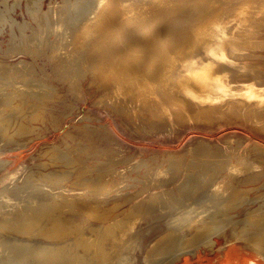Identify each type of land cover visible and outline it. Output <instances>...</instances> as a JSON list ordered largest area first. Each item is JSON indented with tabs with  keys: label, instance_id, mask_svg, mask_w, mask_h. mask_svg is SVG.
Here are the masks:
<instances>
[{
	"label": "bare ground",
	"instance_id": "bare-ground-1",
	"mask_svg": "<svg viewBox=\"0 0 264 264\" xmlns=\"http://www.w3.org/2000/svg\"><path fill=\"white\" fill-rule=\"evenodd\" d=\"M75 11L80 15L72 18L67 7H50L37 23L42 32L35 31L31 39L24 37L22 45L36 54L50 47L49 61L56 63L60 73L70 71L73 57L78 64L91 67L92 83L100 98L124 121L137 126L149 124L165 133L175 122L212 123L230 117L264 130L260 69L253 60H238L245 47H263L264 31H260V38L254 35L264 26V0H89L87 6ZM45 32L55 36V42L51 43ZM251 56L261 58L263 54ZM245 73L250 77H243ZM74 79L68 81L72 94L77 88ZM34 80L25 63L9 68L0 65V85L13 84L19 94L26 93ZM38 98L40 103L50 99L46 93ZM5 118L3 115L0 120ZM26 130L19 125L14 132L25 134ZM201 144L205 149L197 153L208 157L209 145ZM253 149L258 152L256 156H264V148L254 145ZM53 151L58 158L64 157L56 153L57 149ZM168 163L176 194L183 202L177 209L166 205L163 227L149 224L132 242L123 238L113 242L115 250L124 247L115 258L102 261L111 256L105 246L106 234L122 225L113 223L102 229L89 226V232L99 233L96 240L89 239L84 229L73 237H63L77 228L70 225V217L63 219L57 213L58 205L48 202L63 196L67 189L38 185L37 191L40 187L44 194L36 200H48L41 208L29 215L21 211L12 215L8 209L0 219V264H176L202 248L212 251L214 239L227 228L264 256V209L260 211L259 205L252 210L255 200L240 192L230 193L220 179L196 200L185 203L194 190L196 174H188L190 164L178 157L170 156ZM230 171L244 174L245 182L256 181L259 162L240 160ZM153 176L161 174L155 172ZM252 191L256 189L248 192ZM13 198L0 197V211ZM156 198L148 206L155 204ZM97 199L96 204L102 203ZM239 210L245 211V218L235 220L231 211ZM129 229L133 232L134 226ZM146 237L147 245L142 248ZM137 251L141 252L140 262L134 254Z\"/></svg>",
	"mask_w": 264,
	"mask_h": 264
},
{
	"label": "rangeland",
	"instance_id": "rangeland-1",
	"mask_svg": "<svg viewBox=\"0 0 264 264\" xmlns=\"http://www.w3.org/2000/svg\"><path fill=\"white\" fill-rule=\"evenodd\" d=\"M80 1L0 0V65L9 68L25 63L35 79L22 94L13 84L0 85V117H8L0 120V191L3 192L0 197L16 198L6 202L0 219H4L8 209L12 215L20 211L29 215L41 208L48 200H36L35 197L44 194L40 187L37 191L38 185L49 189L65 187L63 196L48 202L58 205L57 213L63 219L70 217L73 222L70 225L77 228L63 237H73L84 229L89 239L96 240L99 233L89 232V226L102 229L113 223L122 225L106 234L105 246L111 256L103 257L102 261H107L124 249L115 250L113 242L120 238L132 242L137 232H144L149 224L163 227L166 205L177 209L183 202L171 180L170 156L190 164L186 168L188 174H196L194 190L185 203L196 200L201 192L222 179L227 191L240 192L255 200L252 210L260 205L263 212L264 156H256L258 152L253 149L254 145L264 148L261 127L230 117L212 123L175 122L165 133L149 124H131L100 98L92 83L91 67L78 64L73 57L70 71L60 73L56 71V63L49 61L50 47L40 54L23 47L24 37L31 39L35 31L42 32L37 23L50 7H67L69 16L76 18L80 12L75 10L89 3V0ZM191 22V25L195 23ZM260 31H264V26L256 30L254 37L260 38ZM45 35L51 43L55 42V36L46 32ZM261 43V48L245 47L238 59L256 62L262 81L259 87L264 86V40ZM254 53L263 57L251 56ZM250 75L245 73L243 77ZM71 77L77 82L76 94L68 88ZM41 93L50 99L40 103ZM19 125L27 129L25 134L14 132ZM201 141L209 145L208 157L197 153L205 149ZM53 148L64 157L58 158ZM254 159L260 167L256 181L245 182L244 174L231 173L230 168L238 161ZM155 172L161 176H153ZM251 189L256 191L248 192ZM97 197L102 203L96 204ZM153 198L157 199L155 204L148 206ZM231 215L242 220L245 211H231ZM132 225L134 231L130 232ZM214 241L212 251L202 248L195 256L187 255L176 264H264V256L238 240L230 228ZM147 242L148 238L141 242L142 248ZM134 254L140 262L141 252Z\"/></svg>",
	"mask_w": 264,
	"mask_h": 264
}]
</instances>
